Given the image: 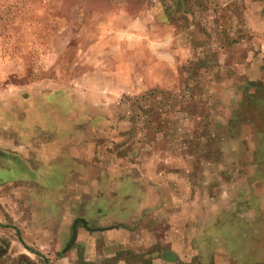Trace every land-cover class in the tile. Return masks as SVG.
Segmentation results:
<instances>
[{
	"label": "rangeland",
	"instance_id": "1",
	"mask_svg": "<svg viewBox=\"0 0 264 264\" xmlns=\"http://www.w3.org/2000/svg\"><path fill=\"white\" fill-rule=\"evenodd\" d=\"M255 2L0 0L2 223L13 232L24 210L30 227L41 215L44 228L57 229V240L33 229L22 230L26 240L6 236L0 264H258L264 65L253 61L264 62V6ZM148 15L154 35H171L161 54L180 53L178 68L170 59L153 69L160 85L119 69L130 56L103 42ZM255 86L263 91L258 110L242 106L243 91ZM118 172L167 179L163 203L140 215L119 213L120 200L108 208L107 185L120 181L105 178ZM125 188L132 197L128 181ZM138 217L166 236L144 240Z\"/></svg>",
	"mask_w": 264,
	"mask_h": 264
},
{
	"label": "crops",
	"instance_id": "2",
	"mask_svg": "<svg viewBox=\"0 0 264 264\" xmlns=\"http://www.w3.org/2000/svg\"><path fill=\"white\" fill-rule=\"evenodd\" d=\"M257 5H261L264 6V4L262 3V1L257 0ZM260 6V7H261ZM258 17H260V19L264 20V13L263 11L258 12ZM153 19L151 17V15H148L147 17H139L137 19H129V22L127 23V28L120 30L121 34L118 36H115V40L112 41H108V36L104 37L103 42L106 45L110 46L108 48H110V51H114V53H119L116 52V46L121 47L120 50H122V53H124L127 56H130L129 59H127L128 62H126V59L124 61L119 60V62L121 64L118 65L119 69H123V70H128L129 73L131 74H138L140 71H143L144 73H142L143 76V80L141 82L142 85H160V81L158 80L159 77L157 76V73L154 72V68L155 67H159V68H163V62H167L170 61L172 64L169 66L173 69L178 68V65L176 64V61L179 60L180 58V53L175 52L174 49L172 48L170 55L171 56H164L163 53L161 54L162 49H169L168 48V44L170 43V39H171V35L168 33V31L166 30V32L164 33V36H160V35H154L153 31L156 27V25L152 24ZM162 27V26H160ZM108 48H106V52L108 51ZM114 48V49H113ZM262 49H264L262 47ZM119 50V51H120ZM261 50V49H260ZM118 51V50H117ZM260 55H264V50L261 51ZM116 58V57H115ZM117 61V59H115ZM254 66H256L255 64H263V59H254ZM262 65V67H263ZM156 69V68H155ZM167 69V67L165 68ZM247 67H245L244 71H248ZM251 75H254L253 73ZM113 78V77H112ZM110 84L111 83H117L119 84V82H117V80H115V78H113V80H107ZM112 81V82H111ZM169 83V81L167 82V84ZM121 84V82H120ZM115 90V89H114ZM115 94L117 93L118 90H115ZM111 95H114V93H112ZM106 97V95H105ZM110 97V95L107 94V98ZM112 97V96H111ZM110 97V98H111ZM114 99H118V98H113ZM119 173V172H118ZM118 173H113L111 175H107L105 178L106 181H120L119 184L117 185V187H115L116 185L112 183L111 186L107 185V187H111L114 190V195L113 196H106V197H102V201L104 203H106L108 206V208L112 207L114 204H118V200L119 201V213L123 212H128L127 214H132V213H137V214H141V212H143L142 210L144 209V207H147L148 205L153 207L157 206V203H163L162 199L164 197V189L163 186L165 183H167V179L163 178L161 184L156 183L157 180L159 179L158 175H154L153 172H151V174L149 173H144V174H139V173H135V174H118ZM104 176V175H103ZM158 176V177H157ZM80 177H83L80 174ZM169 179V177H168ZM177 181H179L180 179H178L177 177L175 178ZM104 180V178H103ZM128 181L129 184L133 187L132 191L133 193L130 194V196H126L124 195L123 192H128L127 189L125 188V182ZM169 181H171V178L169 179ZM123 182V183H122ZM122 183V184H121ZM146 190H143V186L146 187ZM180 187V183L178 184ZM139 187V188H138ZM176 191H179L178 186H176ZM139 192L141 195L140 197H133V194ZM160 193V194H159ZM124 196L125 200L122 203V199L118 196ZM163 196V197H162ZM120 198V199H118ZM122 203V204H121ZM126 205V206H124ZM148 206V207H149ZM154 208V207H153ZM215 208V206H214ZM140 209V210H139ZM209 212L212 210H214L213 208L209 207V209H207ZM206 209H201L198 212L201 213L202 211L204 212H208ZM216 210V209H215ZM215 210L213 212H215ZM25 211L23 210V212L18 215L17 219L20 218V220H17V222H13V232L17 233V235L15 237H12L10 240H26L25 238H23V229H33L36 230L35 232L38 233V235L41 237H46L48 236H56L54 240H57V229L56 231H53L51 229L48 228H44V224L43 222H41V215L37 218H33L34 222L32 223V227H30L31 225L29 223H25V220H23V216H25L24 213ZM50 212V209H49ZM145 214L149 213L148 208L144 211ZM153 212V211H150ZM24 213V214H23ZM39 213V211H38ZM22 215V217H21ZM4 216L2 214H0V240H7L6 236L8 237V235H12L13 232H10L7 228H5L4 224L2 223V219ZM27 218V217H26ZM142 217H138L136 219L135 225L136 227L138 226H143V228L147 231L146 234L148 236L144 237V240H148L149 237V233L151 232H157L160 233L162 236H166L163 234V232H158L156 231V229L152 228V226H150L149 224L146 223V219ZM117 223V221L115 219L112 220V223ZM137 223V224H136ZM102 224V223H101ZM27 227V228H26ZM131 227V229H133V225H131L130 223L127 224V227H123L127 230H131L129 229ZM10 228V227H8ZM7 229V230H6ZM116 230V229H114ZM166 230V229H165ZM153 232V233H154ZM166 232L168 233L169 231L166 230ZM20 233V235H19ZM5 237V238H4ZM154 237V236H152ZM174 237V236H173ZM172 237V238H173ZM163 240H158L163 244H168V243H174V245H185V244H191L192 242L190 240H167V238H163L161 237ZM152 239V238H150ZM39 240V239H38ZM88 240V239H87ZM151 241V240H150ZM157 240H155L153 243H156ZM22 244V243H21ZM90 245L92 246L91 242H87V246L88 248H90ZM28 247V246H27ZM190 255L188 254V257ZM262 257V258H261ZM187 261H189L188 258H186ZM258 264H264V253L260 256V259L257 261Z\"/></svg>",
	"mask_w": 264,
	"mask_h": 264
},
{
	"label": "trees",
	"instance_id": "3",
	"mask_svg": "<svg viewBox=\"0 0 264 264\" xmlns=\"http://www.w3.org/2000/svg\"><path fill=\"white\" fill-rule=\"evenodd\" d=\"M253 88H254V90H252V91H248L247 92L248 89L243 91L244 100H243L242 106L243 105H247L248 108L251 107L253 109L258 110L259 109L258 108V105H259V99L258 98L259 97H257L258 96V90H259V92H263V91H262V89L260 87H257V86H255ZM238 111H240V109H238Z\"/></svg>",
	"mask_w": 264,
	"mask_h": 264
}]
</instances>
